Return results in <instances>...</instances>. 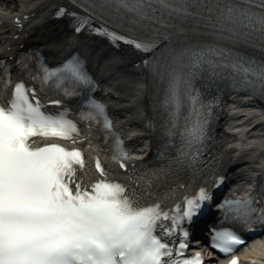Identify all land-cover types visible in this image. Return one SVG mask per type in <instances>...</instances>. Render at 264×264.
<instances>
[{
	"label": "snow or ice",
	"instance_id": "obj_1",
	"mask_svg": "<svg viewBox=\"0 0 264 264\" xmlns=\"http://www.w3.org/2000/svg\"><path fill=\"white\" fill-rule=\"evenodd\" d=\"M79 7L87 14L68 13L76 31L86 26L151 53L144 64L164 85L159 104L169 142L180 138L177 163L191 166L206 138L211 107L195 85L198 77L225 75L234 86L264 94V55L236 47L264 52V0H88ZM64 12L61 6L56 15ZM161 12L179 18L169 25L177 32L193 19L228 43L175 45L171 32L164 37L151 23H166ZM105 17L150 31L133 39L105 27ZM93 18L103 23L93 27ZM35 57L30 63L18 58L14 78L10 65H0V264H203L200 252H186V225L211 200L209 189L177 199L175 185L153 191L166 168L128 175L136 162L112 130L106 105L93 95L96 85L83 60L70 54L51 66ZM73 98L76 109L68 103ZM219 208L224 221L252 230L264 224V189L225 199ZM210 230L212 246L223 254L244 242L233 227ZM228 264H240L238 257Z\"/></svg>",
	"mask_w": 264,
	"mask_h": 264
},
{
	"label": "bare ground",
	"instance_id": "obj_2",
	"mask_svg": "<svg viewBox=\"0 0 264 264\" xmlns=\"http://www.w3.org/2000/svg\"><path fill=\"white\" fill-rule=\"evenodd\" d=\"M18 2L19 8L16 14L25 16L30 15L26 21V28L21 30L20 37L13 43H3L4 39H9L0 31V50L8 45H17L19 49L21 44L38 47L46 53L47 59H57L70 49H76L84 57L90 71L99 82L108 83L116 86L120 91V99H117L114 108L118 114L129 113V119L146 124L148 115L149 100L145 96V85L147 82L146 73L139 65H135L138 60L136 53H129L128 48H123L125 52L116 48L108 47L105 42L98 39L89 38L86 35H73L64 20H55L51 18L53 9L58 3L63 4L62 0H0V23H4L6 29L14 28L12 18L15 10L10 8L11 3ZM2 25L0 24V30ZM15 33V32H14ZM12 33V34H14ZM11 34V35H12ZM2 53V51H1ZM10 52L7 54L9 55ZM231 101L232 110L242 112V116H249L251 122H258L259 129H264V113L255 111L251 107L253 101L251 95L231 91L227 94ZM243 106H245L243 108ZM250 110V111H249ZM254 110V111H253ZM143 111V114H142ZM226 113L228 111L226 110ZM232 122V121H231ZM119 129L123 130L122 127ZM145 136L137 137L136 141H142ZM235 142L240 143V139ZM134 143V142H131ZM234 142L227 140L222 145V153L227 157L235 148ZM225 157V158H226Z\"/></svg>",
	"mask_w": 264,
	"mask_h": 264
},
{
	"label": "rangeland",
	"instance_id": "obj_3",
	"mask_svg": "<svg viewBox=\"0 0 264 264\" xmlns=\"http://www.w3.org/2000/svg\"><path fill=\"white\" fill-rule=\"evenodd\" d=\"M16 3H17V2H15V3H11L10 7L15 6ZM16 7H18V6H16Z\"/></svg>",
	"mask_w": 264,
	"mask_h": 264
}]
</instances>
